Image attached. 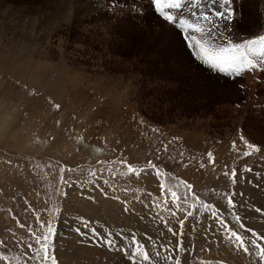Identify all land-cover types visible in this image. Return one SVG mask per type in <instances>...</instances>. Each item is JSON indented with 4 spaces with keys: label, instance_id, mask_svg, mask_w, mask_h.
<instances>
[{
    "label": "rangeland",
    "instance_id": "374dc122",
    "mask_svg": "<svg viewBox=\"0 0 264 264\" xmlns=\"http://www.w3.org/2000/svg\"><path fill=\"white\" fill-rule=\"evenodd\" d=\"M210 3L0 0V264H44L41 222L57 264H264L220 223L264 246V70L194 59L180 22ZM231 6L225 38L264 35V0Z\"/></svg>",
    "mask_w": 264,
    "mask_h": 264
},
{
    "label": "snow or ice",
    "instance_id": "6c2138e0",
    "mask_svg": "<svg viewBox=\"0 0 264 264\" xmlns=\"http://www.w3.org/2000/svg\"><path fill=\"white\" fill-rule=\"evenodd\" d=\"M216 2L217 0H211L207 11L203 10L202 7V10L195 14V22L187 19L180 22L182 38L189 50L192 52L194 59L213 71L223 73L233 78L240 75L244 71H250L256 68L264 70V68L261 67L264 65V35H258L255 38H245L240 42H234L230 38H225L224 33L220 30V24L217 23V21L225 20L230 22L234 18L235 12L231 6V0H223L220 10L215 9ZM151 3L153 4L155 11L165 21L175 22L176 16L169 10H180L184 4L187 3V0H151ZM197 3H199V0H193L194 6ZM257 58H259V60ZM249 147L255 146L249 145ZM135 171V168L128 165L129 173ZM235 176L236 173L235 170H233V179H235ZM185 186L186 188L191 187L189 185ZM164 187L165 186L161 184V188L164 189ZM169 194L173 198V203L177 204V210L179 211L178 202L180 200V196L176 191L171 190L169 191ZM224 195L226 196L228 203L234 206L231 195L227 193ZM184 199L185 201L187 200V194H185ZM196 199L199 200V197H196ZM192 207L195 209L196 205H193ZM204 207L206 209H211L213 206L205 204ZM192 214L193 212L191 211L186 212L187 216H191ZM211 214L214 218H218L219 216L217 211H213ZM183 223L184 222L181 220V227ZM220 223L231 233L229 239L235 237L238 247L242 248L246 253L249 251V245L257 247L259 249L257 255L264 259V246H261L252 240H249L246 243L244 238L238 233L232 231L225 221L221 219ZM45 226L47 227L46 231L39 236L34 235L35 242L39 245L36 252L41 254L44 264H48V261H50V264H57L55 255H49L48 241L53 235V229L50 222H48L47 225H45L44 222H41V227L44 228ZM169 230L171 231V229ZM77 231H79V229H77ZM258 239H264V237H260ZM106 243L111 246L113 241L109 239ZM28 247L32 248V244H28ZM180 250H182V245L178 243L176 249L173 251L178 253ZM136 256L140 257V264H145V262H150L151 260L149 251L138 245L135 246V253L133 255L134 260ZM173 264H180V261L178 259H174Z\"/></svg>",
    "mask_w": 264,
    "mask_h": 264
},
{
    "label": "bare ground",
    "instance_id": "6f19581e",
    "mask_svg": "<svg viewBox=\"0 0 264 264\" xmlns=\"http://www.w3.org/2000/svg\"><path fill=\"white\" fill-rule=\"evenodd\" d=\"M69 11V14L70 13H72L71 12V9L70 10H68ZM229 29H230V27H229ZM229 29H228V25H225V32H227V34H228V36L230 35V32H229ZM233 33V32H232ZM90 233H92V234H94L93 233V231H90ZM121 237H120V239H119V241L117 242V243H113V245H115V247L113 248L114 250H119V249H121V248H124V247H122V245H120V242H121ZM107 240V239H106ZM122 240H124V239H122ZM122 242H124V241H122ZM106 246H108V244L106 243L105 244ZM128 245V244H127ZM127 247V246H126ZM125 247V249H126V255H129L130 257H132L133 256V254H132V252L133 251H135V247H134V245L131 247L130 245L126 248ZM106 250V249H105ZM112 252V251H111ZM105 253H110V252H107V250L105 251ZM125 257V256H124ZM123 257V258H124ZM122 258V259H123ZM121 263V262H120ZM115 264V263H114ZM122 264V263H121Z\"/></svg>",
    "mask_w": 264,
    "mask_h": 264
}]
</instances>
